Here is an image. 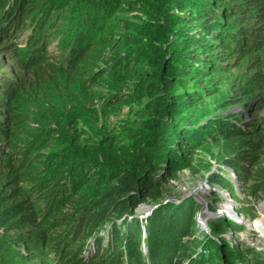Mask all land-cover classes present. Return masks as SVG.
I'll return each instance as SVG.
<instances>
[{
    "label": "trees",
    "instance_id": "16d2710c",
    "mask_svg": "<svg viewBox=\"0 0 264 264\" xmlns=\"http://www.w3.org/2000/svg\"><path fill=\"white\" fill-rule=\"evenodd\" d=\"M135 10L149 21L125 20ZM61 32H68L67 59L52 64L47 46ZM0 41L32 70L21 84L0 70V264L248 260L225 241H205V253H192L183 240L195 226L194 203L183 209L162 200L165 185L182 171H200L201 153L235 140L245 148L221 160L223 167L250 190L264 189V173L256 172L264 134L210 113L206 103L232 70H247V86H236L237 94L264 87V0H0ZM94 59L102 63L83 71ZM77 77L79 99L70 97ZM104 79L126 91L97 95ZM42 90L79 107L84 99L106 101V112L133 105L135 117L84 139L60 132L53 155L30 162L31 146L14 144L29 101L37 104ZM207 178L218 188L236 187L220 173ZM144 203L156 205L142 221L135 212Z\"/></svg>",
    "mask_w": 264,
    "mask_h": 264
},
{
    "label": "rangeland",
    "instance_id": "374dc122",
    "mask_svg": "<svg viewBox=\"0 0 264 264\" xmlns=\"http://www.w3.org/2000/svg\"><path fill=\"white\" fill-rule=\"evenodd\" d=\"M126 15L125 20L128 18L130 23L132 21L134 23L149 21L148 16L140 10L139 12L136 10L134 12L130 11ZM135 15L139 19L133 20L132 18ZM143 28L147 32L155 33L152 29ZM119 31H121L120 28L115 33ZM67 40H69L68 32H61L49 41L47 48L52 64H65ZM143 41L144 46L150 45L147 39ZM2 42L0 41V70L6 69L14 83L21 84V81L25 82L31 76L32 70H26L24 66L19 65L16 59L11 56L10 50L4 49L6 42L1 44ZM105 53L106 51L103 50L101 55ZM100 63L102 62L95 63V59L86 62L82 66V70L86 72L87 69H95ZM230 73V75H224L222 78L223 84L220 87L219 94L215 98L206 100L208 111L210 113L217 111L222 116H230L231 118H228V120L237 126L245 123L250 124L251 127H257L256 136H262L264 134V87L252 89L248 94H237L234 91L236 86H247L242 81L246 76L245 74H247V70L237 69L232 70ZM77 80L78 77L72 80L75 83L72 86L74 90L70 93V97L76 96L79 99V93L75 90L76 85H79ZM125 88V86H116L115 83L104 79L98 82L95 92L97 95L104 94L105 96L108 92H115L117 89L126 91ZM174 89L181 91L184 88L180 86ZM47 95L48 93L42 90L41 99L37 104L27 98L26 95L23 96L26 102L30 100L27 108L28 113L26 121L20 127L14 145L16 148L31 146L33 152L30 162L38 161V158H41V160L49 159L55 151L60 132L75 133L77 137L84 139L90 137L94 130L96 132L103 126L116 125L117 120L127 114L129 117H135L131 113L133 105H124L120 111L111 110L106 112L103 108L106 107V101L104 104L101 102L98 105V101H95L94 104L84 99L83 106L79 107L71 100L64 99V96L59 98L58 95L55 97L53 95V97L50 98L49 96L48 98ZM219 99L223 102L216 105V100ZM80 103H82V100ZM249 104L251 107L247 109ZM22 112L24 113V110ZM251 138L254 142L260 141L257 137ZM242 148H245V145L239 140L221 142L211 146L209 151L201 153L199 157L203 161L200 162L199 172L182 171L178 177L165 185L162 202L170 201L175 206L183 205V209H186V206L188 207L190 201L194 203L193 218L195 226L189 229L188 234L192 233L189 238L183 240L187 242L186 244H188V241L191 243L190 245L193 246L192 253H205L203 250L205 241H216L217 243L225 241L231 249L241 250L248 258L246 262L236 264H264V189L257 185L254 190H250L243 183H240L231 170L223 167L224 165L221 162L224 158L233 157L238 149ZM261 156L259 167L256 170L260 175L264 173V151H262ZM210 172L220 173V175L233 182L236 187H229L228 189L216 187L208 181L207 176ZM148 203H144L137 208L135 213L139 220L147 217L155 208L156 204L151 205ZM223 226L225 227L218 228ZM0 234H4L3 229H0ZM141 237L143 240L140 241H145L146 234L142 232ZM207 253L204 255H207ZM145 261L148 262V260ZM181 264H185V262Z\"/></svg>",
    "mask_w": 264,
    "mask_h": 264
},
{
    "label": "water",
    "instance_id": "95a60500",
    "mask_svg": "<svg viewBox=\"0 0 264 264\" xmlns=\"http://www.w3.org/2000/svg\"><path fill=\"white\" fill-rule=\"evenodd\" d=\"M165 202H167V201H165ZM168 202H170V201H168Z\"/></svg>",
    "mask_w": 264,
    "mask_h": 264
}]
</instances>
